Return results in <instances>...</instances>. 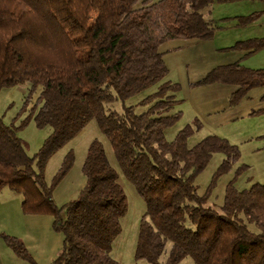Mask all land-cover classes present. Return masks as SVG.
Here are the masks:
<instances>
[{"label": "trees", "instance_id": "obj_1", "mask_svg": "<svg viewBox=\"0 0 264 264\" xmlns=\"http://www.w3.org/2000/svg\"><path fill=\"white\" fill-rule=\"evenodd\" d=\"M214 1L0 0V91L29 83L26 109L40 89L19 125L0 116V189L8 186L22 194L23 212L53 216L64 246L50 264H118L111 250L122 231L127 201L103 142L94 139L88 147L82 167L85 184L76 198L58 206L53 197L74 164L72 149L51 182L45 178L52 155L94 119L110 140L124 176L146 202L136 260L179 264L191 257L194 264H264V184L237 186L246 164L228 182L221 210L206 205L218 178L239 162L240 147L215 134L190 146L196 130L191 124L173 140L166 138V129L183 114H164L180 101L179 82L166 81L143 99L141 103L154 102L144 112L124 104L169 73L160 49L165 42L214 38L216 27L202 12ZM260 16L254 12L237 21L247 25ZM230 48L254 54L264 49V36L239 40ZM211 84L234 85L229 103L235 106L264 85V68L240 61L222 64L193 83ZM118 100L121 111L109 108ZM32 119L39 128H53L33 156L18 135ZM195 121L200 126L199 118ZM216 152L225 157L207 192L199 195L196 178ZM5 238L19 257L34 262L22 240Z\"/></svg>", "mask_w": 264, "mask_h": 264}, {"label": "rangeland", "instance_id": "obj_2", "mask_svg": "<svg viewBox=\"0 0 264 264\" xmlns=\"http://www.w3.org/2000/svg\"><path fill=\"white\" fill-rule=\"evenodd\" d=\"M151 1L156 2L159 0ZM260 3L264 5V0H243L235 2V4L234 2L223 3L216 0L210 6L204 8L202 12L207 19L213 21L216 27V33L218 34V43L223 44L221 41L225 39V35H231V33H236V36H239V38L264 36V25H261L264 22V13L258 20L261 26L241 28L242 30H231L235 26V23L230 21L234 19L225 18L226 16H233L236 12L250 13L262 10ZM141 5L142 3L140 2L137 6ZM193 50L195 49L192 46H186L177 53H171L168 51V44H163L161 51L165 54V60L169 66V73L158 83L127 98L124 104L127 106L135 105L137 112L146 111L154 102L141 103V101L157 91L162 83L166 81L177 82L180 75L174 62L175 60H189ZM244 52L243 50L230 49L222 53L220 56L221 59L219 60H222L223 57V60L227 62L224 64L240 61L248 67L264 68V49L247 57H244ZM194 62L191 65L196 68L195 65L197 62ZM194 67L193 71L197 72ZM29 90L30 84L26 83L6 87L0 91V116L7 124L15 122L16 125H19L29 114L31 107L36 103L40 95V89L36 93H33L27 108L24 109ZM202 96L203 94L197 91L190 94L188 88L185 90L181 88L177 92V98L180 101L176 103L174 108L164 112V114H172L177 111H182L183 114L179 121L166 129L165 134L168 140H173L181 129L191 124L196 130L189 138L190 146L195 145L208 135L215 134L229 139L230 142L240 147L241 158L239 162L233 166L230 172L218 178L212 195L206 203L207 206L221 210V206L224 203L226 186L234 177L239 165H247L237 181V186L240 189L249 188L256 182L264 184V85L253 88L235 106L230 105L229 102H225L227 111L240 110L237 118L232 121H208L209 117L198 107ZM247 104L251 105V110H242L243 106ZM109 108L121 111L123 109V102L118 100L110 105ZM197 118L200 120V126L196 124L195 120ZM52 131L53 128L50 126L39 128L35 120L32 119L25 127L18 130V135L23 139L27 152L33 156L38 152ZM94 139H99L103 142L111 164L118 173V182L126 194L127 212L121 219L122 231L113 241L111 255L118 264H149L145 259L136 260L135 258L140 221L147 211L146 202L138 193L134 184L124 176L110 140L103 133L95 119L78 136L70 140L50 158L45 172V178L48 182H51L58 171L66 153L72 149L75 154V161L72 168L54 189V201L58 206H62L69 200L76 198L80 193L85 184L82 167L88 152V147ZM224 157V154L221 152L214 153L208 166L196 178L195 183L199 195H204L207 192L214 174ZM4 189L11 191L17 197V200L13 197H7L3 192L1 194L0 247L3 260L0 263L50 264L63 250V232L54 229L53 216L51 214L23 212L22 194L8 186H5ZM5 235L16 236L22 240L35 263L19 257L8 245ZM171 246L172 243L169 242L166 252L161 257L162 260H166ZM179 264H194V260L191 257H186Z\"/></svg>", "mask_w": 264, "mask_h": 264}, {"label": "crops", "instance_id": "obj_3", "mask_svg": "<svg viewBox=\"0 0 264 264\" xmlns=\"http://www.w3.org/2000/svg\"><path fill=\"white\" fill-rule=\"evenodd\" d=\"M240 1L243 0L234 1V4L235 2H240ZM245 1H256V0H245ZM260 4L262 10H257L250 13L236 12V14H234L233 16H226L225 17L226 19H234L230 21L235 23V26H233L231 30L232 29L242 30L241 28H254L259 26L260 24L258 23V20L260 19V17L256 22L247 25H239L237 21V17L242 15H249L254 12H261L262 15L264 13V5H262V3ZM261 25H264V22L261 23ZM254 37H258V36H254ZM217 38H218V34L216 33L214 38L211 40H201L197 38H190V39L177 38V39L168 40L165 43L168 44V51H170L171 53H177L186 46H192L195 49L193 50L189 60L187 61L175 60L174 64L180 75L179 76L180 78L179 80H177V82L181 83L183 90L188 88L190 94H192L195 91L203 94L201 100L198 103V107L199 109L204 111V113H206V115L209 117L208 121H212V122L227 121V120L232 121L235 118H237L240 110L227 111L225 102H229V96L233 91L236 90V87L234 85L211 84L205 86H194L193 83L198 79H200L203 75H205L211 68L227 63L225 60H223V57L222 60H219L221 59L220 56L225 51L230 50L231 49L230 47L233 46L237 41L245 40L253 37L239 38V36H236V33L234 34L231 33V35H225V39L227 40L223 39L221 41L223 44H219ZM244 53H246V51ZM244 57L247 56H245L244 54ZM194 61L197 62L195 65L196 68L193 65H191V63H195ZM193 67L197 72L193 71ZM242 110L250 111L251 105L247 104L243 106ZM7 190L8 189H4V187L0 189V198L2 197L1 194L3 192V194H5L7 197L9 198L13 197L14 199L17 200V197H15V195H13L11 191H7ZM0 213H2L1 209H0ZM1 260H3V258H2V250L0 247V261Z\"/></svg>", "mask_w": 264, "mask_h": 264}]
</instances>
